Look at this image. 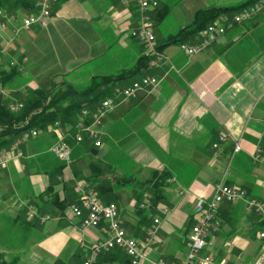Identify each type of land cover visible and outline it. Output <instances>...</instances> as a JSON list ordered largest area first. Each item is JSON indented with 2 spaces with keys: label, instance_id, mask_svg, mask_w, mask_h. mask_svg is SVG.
I'll return each mask as SVG.
<instances>
[{
  "label": "crops",
  "instance_id": "1",
  "mask_svg": "<svg viewBox=\"0 0 264 264\" xmlns=\"http://www.w3.org/2000/svg\"><path fill=\"white\" fill-rule=\"evenodd\" d=\"M157 1L158 7L168 8L164 17L152 19L158 45L191 24L197 10L235 7L249 0ZM50 10L44 26L32 25L17 36L22 68L36 72V85L66 82L83 87L95 77L130 72L118 81L111 97L115 107L102 126L101 150L85 155L83 172H95L110 185L108 197L117 203L126 232L138 241H143L152 218H159L158 242L145 248L142 264L157 259L176 263L186 257L194 204L208 199L224 175L227 183L264 201V163L253 158L257 148L264 154V10L242 23H229L222 36L195 54L183 52L180 42L165 44L157 66L144 63L146 47L131 35L139 23L137 0H52ZM197 39L192 35L184 42ZM145 75L157 77L159 83L123 98L119 88ZM65 131L71 134L68 127ZM220 135L225 138L214 156L212 143ZM235 141L240 150L233 153ZM28 148L23 149L26 161L21 155L0 171L3 259L8 264H82L90 247L106 235L100 227H83L69 206L61 210L56 205L78 199L74 184L52 190L57 201L39 210L48 215L44 221L29 223L16 204L49 185L46 174L30 170L39 161L30 164L34 152ZM83 153L74 146L72 166L79 168L75 162ZM78 168L65 166V180L79 175ZM161 172L165 180L158 178ZM142 196L150 198V204L139 209L134 199ZM219 219L220 228L208 237L202 252L221 261L252 264L260 249L256 217L239 203L223 205ZM94 264L126 263L114 249Z\"/></svg>",
  "mask_w": 264,
  "mask_h": 264
},
{
  "label": "built area",
  "instance_id": "2",
  "mask_svg": "<svg viewBox=\"0 0 264 264\" xmlns=\"http://www.w3.org/2000/svg\"><path fill=\"white\" fill-rule=\"evenodd\" d=\"M52 0H37V12L17 19V17L10 13L7 9L0 7V63L4 55L9 51L10 43L15 39L20 32L29 29L32 25L44 26L50 18L51 10L50 4ZM139 5V23L132 29V36L142 43L147 50L150 57L149 65L157 66L162 60V53H160L156 46V39L151 27L149 12L153 10L158 2L157 0H137ZM264 8V0H256L244 8L236 11L231 18V22L240 23L246 19H250L259 13ZM227 15L221 14L218 18L210 23L205 29L198 32V41L194 44L186 42L180 43V48L188 55L194 54L206 46L215 38L220 37L227 27ZM14 24L13 28H10ZM13 65V62H10ZM158 80L154 76H144L141 79L134 80L131 84L125 86L119 92L124 98L135 96V94L146 87L154 86ZM0 93L6 97L9 96V90L0 86ZM22 103H11L10 110L16 111L22 107ZM114 107L111 99H103L93 110L83 108L80 111L79 118L76 122L77 132L74 135L76 142H81L84 138V133L87 134L95 146H101L100 141V127L102 119L107 112ZM55 126L59 122L54 123ZM38 134L37 129L32 128L22 133L11 145L12 149L20 146L24 141L32 138ZM225 138L220 135L218 140L212 144L213 148L218 150V145ZM2 150V149H1ZM18 150V149H16ZM215 151V155L217 154ZM240 150V143L235 141L233 146V153ZM49 151L57 160L66 162L71 156V146L60 137L53 143ZM10 157L9 152H0V168L13 158ZM253 158L261 163H264V154L261 148H257ZM85 191V190H82ZM225 203L237 204L242 203L246 211L255 213L259 216L263 227L258 231V237L262 241V253L253 264H264V201L250 196L247 191L239 186L228 184L225 181V175L214 186V191L208 199L199 198L194 204V224L188 236V251L186 257L176 263H168L163 259H158L156 264H226L218 262L215 258L208 254H202L201 250L206 244L207 237L211 232H214L220 227V220L218 212L221 206ZM143 206V204L141 205ZM72 215L81 219L83 227L101 228L106 235L103 243L92 247L91 254L83 264H91L101 252L102 249L108 250L115 247L123 249L127 255L130 264H142L145 257L143 246L156 244L157 242V227L159 223L158 218L153 219V223L145 232L143 244H140L135 238L127 235L123 226V221L119 215V210L115 203H103L97 196L96 192L89 189L81 196L79 204L70 205ZM36 214L35 208L32 205L28 207V217L33 218Z\"/></svg>",
  "mask_w": 264,
  "mask_h": 264
},
{
  "label": "trees",
  "instance_id": "3",
  "mask_svg": "<svg viewBox=\"0 0 264 264\" xmlns=\"http://www.w3.org/2000/svg\"><path fill=\"white\" fill-rule=\"evenodd\" d=\"M58 1L62 2L65 0ZM255 1L256 0H249L235 7H209L197 10L194 14L192 23L181 28L179 32L172 38H170L167 43H181L184 42L188 36H197L198 32L201 29H204L208 24L214 22L221 14L232 16L239 9L244 8ZM36 2L37 0H0V7L7 9L10 13H13L18 19L19 14L17 12L19 10H25L27 12L26 15H21V17L36 13L38 10ZM167 11L168 8L166 7H157L154 11L155 15H151V20L156 16H158L159 18L164 17L167 14ZM167 43H158V45L156 46L157 50L161 53V48ZM142 60L145 61V64L149 65L150 57L148 54L147 56L143 57ZM15 66L16 65H12L11 69L9 70H0V86L2 88L8 90V87H10L8 85V82L16 74H18L17 67ZM127 73L128 72L120 73L118 75H105L95 77L93 78L91 83L82 90H77L66 82H63L61 84L64 85V87L62 86L58 89H56L57 86L55 87V85H52V88L48 89L43 86L28 89L25 94L17 96L19 98L18 102L22 103L23 106L16 111L10 110L9 105L11 102H9L8 97H6L3 93H0V149L4 147H9L18 137L22 135L23 132L28 131L31 128H35L38 131V135L36 137H32L29 140V142L32 141L38 138L40 130H47L48 127L50 125H54L56 121H58L64 128L66 125L70 126V129L68 131L71 134L65 135L64 139L69 144H71L72 147L79 146L84 149V151H91L95 149V147L91 143V139L85 133L82 142L77 143L74 139V135L77 132L76 122L78 120L80 111L83 108L93 110L105 98L113 100L111 97L114 96V92L119 85L118 81H121L122 79L130 76V72L128 74ZM124 87L125 86L120 87L119 91ZM50 136L52 138L54 137L53 134H51ZM52 140L53 139H50V141ZM56 162H58L59 164L54 167L53 172L51 171L53 175H57V173L62 171V169L65 167L64 162L59 160H56ZM92 173L93 174L91 175V177H87V181H89L90 184L95 185V191L103 201L109 202L110 200H112L108 197V193H110L111 190L110 185H107L101 180H98L97 178L100 177L99 174L95 172ZM165 177L166 175L164 172H161L158 176V178L162 180H165ZM155 184L157 185V183ZM51 194L54 195L53 198H47ZM56 195V193H52V185H48V187L44 191L40 192L35 197H33L31 199V202L36 205L37 211L38 213H40L39 210H42V208H44L46 205L53 204L57 201ZM78 200L79 198L68 201L63 199L61 201H57L56 205L59 209L62 210L68 207L71 202H75ZM21 211H23L25 214L26 208H21ZM219 212L217 214L218 218ZM251 214L256 217L257 230L262 229L263 224L259 220V216H257L255 213ZM37 221H40L38 217L31 220L28 219L29 223H34ZM114 249L120 250L123 254V259L125 263L130 264L129 259L123 250H121L120 248ZM0 264H8L3 259V254L1 251Z\"/></svg>",
  "mask_w": 264,
  "mask_h": 264
},
{
  "label": "rangeland",
  "instance_id": "4",
  "mask_svg": "<svg viewBox=\"0 0 264 264\" xmlns=\"http://www.w3.org/2000/svg\"><path fill=\"white\" fill-rule=\"evenodd\" d=\"M158 2V1H157ZM138 7H139V5H138ZM158 7V4H157V6L153 9V10H151L150 12H149V16H150V23H151V27H152V20H151V13H153L154 11H155V9ZM262 10H264V8L262 9ZM261 10V11H262ZM20 11V13L19 14H21V15H26V11L25 10H19ZM140 13V12H139ZM258 14V13H257ZM256 14V15H257ZM21 17V16H20ZM20 17L18 18V19H20ZM228 17H230L229 15L227 16V26L229 25V23H232L231 21L229 22V18ZM254 17V16H253ZM252 17V18H253ZM232 18V17H231ZM252 18H250V19H252ZM247 20H249V19H246V20H244V21H247ZM244 21H242V22H244ZM242 22H240V23H242ZM233 23H235V22H233ZM236 24H238V23H236ZM209 25V24H208ZM207 25V26H208ZM206 26V27H207ZM205 27V28H206ZM204 28V29H205ZM227 28V27H226ZM134 29V28H133ZM153 30V29H152ZM201 30H203V29H201ZM132 31V30H131ZM225 31H226V29H225ZM21 33V32H20ZM20 33H19V35H20ZM225 33V32H224ZM223 33V34H224ZM222 34V35H223ZM132 35V34H131ZM221 35V36H222ZM155 36V35H154ZM197 38H198V34H197V36H196ZM219 38V37H218ZM156 39V38H155ZM215 39H217V38H215ZM215 39H213L212 41H211V43L208 45V46H206L204 49H206V48H208L211 44H212V42L215 40ZM198 40V39H197ZM182 43V42H181ZM186 43H188V42H186ZM196 43V42H195ZM1 44V43H0ZM188 44H194V43H188ZM180 45V44H179ZM21 46V43H20V40H19V37H16L15 39H13L12 40V42L10 43V46H9V51L4 55V57H3V60L1 61V63H0V70H9V69H11V67H12V65L10 64V62H13L14 64L13 65H16L15 67H17V71H18V74H16L9 82H8V85L10 86V87H8V90H9V96H8V99H9V102H11V103H18V101H19V98L17 97L18 95H22V94H25L26 92H27V90L28 89H33V88H36V87H46L47 89L48 88H52V85L51 86H44V85H40L39 83H37V85H36V80H37V78L36 77H34L33 75H32V73H36V72H34V70L33 71H28V70H23V63H22V56H21V54H20V52H18L17 50L19 49V47ZM179 48H180V46H179ZM181 49V48H180ZM204 49H202V50H204ZM182 50V49H181ZM202 50H200V51H202ZM183 51V50H182ZM146 52H147V50H146ZM184 52V51H183ZM199 52V51H198ZM197 53V52H196ZM195 54V53H194ZM188 55V54H187ZM192 55V54H191ZM162 57H163V55H162ZM163 59V58H162ZM162 61V60H161ZM160 61V62H161ZM36 75V74H35ZM157 78V77H156ZM157 80H158V83H159V79L157 78ZM35 81V82H34ZM34 82V84L33 85H31L32 83ZM157 83V84H158ZM62 83H57V84H55V87H56V89H58V88H61L62 86L64 87V85H61ZM156 84V85H157ZM156 85H154V86H151V87H155ZM73 88H75V89H77V90H82V89H84L86 86H83V87H74V86H72ZM146 88H149V87H146ZM143 90V89H142ZM140 91V90H139ZM138 91V92H139ZM137 94V93H136ZM135 94V95H136ZM131 97H134V96H131ZM131 97H129V98H131ZM124 98V97H123ZM113 102V101H112ZM10 103V104H11ZM113 104H114V107H115V103L113 102ZM113 107V108H114ZM112 108V109H113ZM111 109V110H112ZM110 110V111H111ZM109 111V112H110ZM109 112H107L106 114H105V116L103 117V119H102V125H101V127H100V141H101V143H102V140H101V133H102V126H103V123H104V120H105V118H106V116H107V114L109 113ZM78 118H79V116H78ZM67 127H68V130L70 129V126H68V125H66ZM65 126V128L59 123V125L58 126H55V125H50L49 127H48V129L47 130H40V132H39V136H38V138H36V139H34V140H32V141H30L29 142V140L31 139V138H29L28 140H26V141H24L20 146H18L17 148H15V149H12V147H11V145L16 141H14L9 147H4V148H2V150L0 149V152L1 151H6V152H9V155H10V157H12V154L14 155V157L13 158H11L7 163H6V165L5 166H2L1 168H0V171L4 168V167H6L12 160H15V159H19V157H20V160L22 159L23 160V158H24V155H26L27 153H25L24 151H23V149L24 148H26V146L27 147H29L28 149H30V150H32L34 153H32L33 154V158L31 159V165H32V163H34L35 161H39V164H37L36 162H35V165H32V168L30 169V170H32V171H34L36 174H40V175H44V174H46L47 176V178H48V180H49V185H52V190L54 189V188H56V187H63L64 189H68V188H70V185H72V184H74L75 185V189H76V191H77V195H78V198H79V200L78 201H75V202H71L68 206H69V211L71 212V210H70V205H72V204H79L80 202H81V196L83 195V193H85L86 191H88L89 189H92V190H94L95 191V186L94 185H92V184H90L89 183V181H87V177H91V174L88 176H86L85 174V172H83V170L85 169V166L87 165V161H86V154L88 153V152H90V151H84V155L82 156V159L81 158H79V160H80V162L79 161H76L75 162V164H78L79 165V168H80V170H79V168H78V166L77 165H75V166H72V153H73V148L74 147H72L71 146V144H70V146H71V156H70V159L68 160V161H66V162H64V164H65V166H70L71 165V170L73 169V171H76V169L78 168V170L77 171H81L80 172V174L78 175H75L74 176V178H71V179H69V180H65V178H64V176L62 175V172L60 171L59 173H57V175H53L52 173H51V171L53 172V170H54V167L55 166H57L59 163L58 162H56V160H57V158L56 157H54L53 155H52V153L49 151V148H50V146L53 144V143H55L60 137H65V134L63 133L65 130V132H67V127ZM69 132V131H68ZM51 134H53V138L50 136ZM76 134V133H75ZM38 135V134H37ZM36 135V136H37ZM36 136H34V137H36ZM89 137V136H88ZM19 138V137H18ZM90 138V137H89ZM50 139H53L52 141H50ZM84 139V138H83ZM91 139V138H90ZM65 140V139H64ZM83 141V140H82ZM81 141V142H82ZM49 143V144H48ZM77 143H79V142H77ZM91 143L93 144V146L95 147V149H96V152L98 151H100L101 150V146H102V144H101V146H95L94 145V143H93V140L91 139ZM213 144V143H212ZM26 145V146H25ZM86 148H88V147H86ZM16 149H18V150H16ZM94 149V150H95ZM217 150V149H216ZM214 148H213V146H212V153H213V155L215 156V151H216ZM217 153H218V150H217ZM24 154V155H23ZM31 154V153H30ZM31 154V155H32ZM23 157V158H22ZM54 159H56V160H54ZM23 161H26V160H23ZM30 160H28V162H29ZM33 161V162H32ZM99 161V160H98ZM41 162H43V163H45L46 164V168H43L42 167V165H40V163ZM100 162V161H99ZM87 167V166H86ZM75 169V170H74ZM89 169H90V166H89ZM27 171H29V168H28V166H27V168H25L24 169V172L26 173ZM58 172V171H57ZM92 171L90 170V173H91ZM103 173H105V172H103ZM106 174V173H105ZM221 179V178H220ZM112 180V179H111ZM219 182V181H218ZM217 182V183H218ZM216 183V184H217ZM215 184V185H216ZM229 184V183H228ZM71 187H73V186H71ZM82 190H85V191H82ZM214 191V190H213ZM96 192V191H95ZM248 193V192H247ZM97 194V193H96ZM249 194V193H248ZM250 195V194H249ZM98 196V195H97ZM251 196V195H250ZM211 197V196H210ZM98 198L103 202V203H108V202H105V201H103L99 196H98ZM258 199V198H257ZM261 200V199H260ZM263 201V200H262ZM109 202H113V203H115L116 204V206H117V203L114 201V200H110ZM17 206L19 207V208H26V217H27V219H29V220H31V219H34V218H36V217H38V219L40 220V221H44V220H46V219H48V215L47 214H40V213H38V211H37V207H36V205L35 204H33V202H31V200H28V201H26V202H24V201H18L17 203ZM143 204V206H141ZM150 204V198H145V197H141V198H138V199H134V205L137 207V208H144L145 206H147V205H149ZM226 205H236V204H230V203H225ZM225 204H223V205H225ZM237 204H239V203H237ZM29 205H32V206H34V208H35V211H36V214H35V216L33 217V218H29L28 217V207H29ZM222 205V206H223ZM221 206V207H222ZM117 208H118V206H117ZM221 209V208H220ZM118 210H119V208H118ZM246 210V209H245ZM248 212V211H247ZM250 213V212H249ZM72 214V213H71ZM119 215H120V213H119ZM72 216H74V215H72ZM75 217V216H74ZM121 217V216H120ZM76 218H78V217H76ZM154 218H158V217H153L152 218V221H151V223L149 224V226L153 223V219ZM79 219V218H78ZM159 219V218H158ZM80 220V222H81V219H79ZM220 220V219H219ZM159 225H160V220H159V223H158V227H157V232H158V230H159ZM220 225H221V222H220ZM149 226L146 228V230L149 228ZM220 228V227H219ZM146 230H145V232H146ZM217 231V230H216ZM258 231L259 230H257L256 231V236H257V238L259 239V237H258ZM215 232V231H214ZM214 232H211L210 233V235L212 234V233H214ZM127 233V232H126ZM127 235L128 236H130L128 233H127ZM209 235V236H210ZM189 236V235H188ZM208 236V237H209ZM130 237H132V236H130ZM156 237H157V233H156ZM208 237H207V239H208ZM134 238V237H133ZM144 238H145V236H144ZM136 239V238H135ZM137 240V239H136ZM144 240V239H143ZM260 240V239H259ZM104 241V240H103ZM103 241H101V242H99V243H96L95 245H99L100 243H103ZM138 241V240H137ZM138 242H140V241H138ZM157 242H158V238H157ZM156 242V243H157ZM144 242L142 241V242H140V244H143ZM187 244H188V242H187ZM95 245H93L92 247H94ZM155 244H152V245H149V246H143V251H145V248L146 247H151V246H154ZM92 247H90V249H89V254H88V256H87V258L85 259V260H87L88 258H89V256H90V254H91V251H92ZM204 247H205V245H204ZM204 247H203V249H204ZM115 248H120V247H115ZM112 249H114V248H111V249H108V250H105V249H102L101 250V252L98 254V256H97V258L91 263V264H94L97 260H98V258L100 257V255L101 254H103V253H106V252H109V251H111ZM121 250H123L122 248H120ZM203 249L201 250V253L202 254H205V253H203L202 251H203ZM262 241L260 240V249H259V252H258V255H257V257L255 258V260L258 258V257H260V255H261V253H262ZM187 251H188V246H187ZM4 254H5V252H3ZM144 255H145V253H144ZM187 255V254H186ZM208 255H211V254H208ZM211 256H213V255H211ZM214 257V256H213ZM215 258V257H214ZM84 260V261H85ZM143 260H144V258H143ZM143 260H142V262H143ZM158 260V259H157ZM156 260V261H157ZM183 260V259H182ZM215 260L216 261H218V262H222V263H226V264H250L251 263V260H248V261H244V262H236V261H231V262H228V261H221V260H218L217 258H215ZM255 260H254V262H255ZM83 261V262H84ZM181 261V260H180ZM83 262H82V264H83ZM179 262V261H178ZM254 262H252V264L254 263ZM156 264V263H155Z\"/></svg>",
  "mask_w": 264,
  "mask_h": 264
},
{
  "label": "bare ground",
  "instance_id": "5",
  "mask_svg": "<svg viewBox=\"0 0 264 264\" xmlns=\"http://www.w3.org/2000/svg\"><path fill=\"white\" fill-rule=\"evenodd\" d=\"M29 130H32V128H31V129H29Z\"/></svg>",
  "mask_w": 264,
  "mask_h": 264
}]
</instances>
